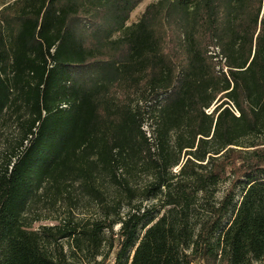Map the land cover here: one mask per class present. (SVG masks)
Segmentation results:
<instances>
[{
	"label": "trees",
	"instance_id": "trees-1",
	"mask_svg": "<svg viewBox=\"0 0 264 264\" xmlns=\"http://www.w3.org/2000/svg\"><path fill=\"white\" fill-rule=\"evenodd\" d=\"M142 1L0 0V264H264V0Z\"/></svg>",
	"mask_w": 264,
	"mask_h": 264
},
{
	"label": "rangeland",
	"instance_id": "rangeland-1",
	"mask_svg": "<svg viewBox=\"0 0 264 264\" xmlns=\"http://www.w3.org/2000/svg\"><path fill=\"white\" fill-rule=\"evenodd\" d=\"M157 0H143L138 7L132 12L128 25L137 22L146 7L156 2ZM118 37L119 35L116 34ZM214 108L212 107L211 111ZM19 110L16 108L9 109L6 113L3 121L0 125V165L4 163V160L11 150L12 146L15 145L16 140L19 138L20 126L18 122ZM229 183H224L221 185V192L219 196H222ZM241 191L238 193L237 201L241 197ZM73 208L67 201H60L55 205H51L45 199H42L37 204H35L32 210L28 213L29 222L32 223V229H38L42 225H53L58 223V220L64 216V212ZM73 212L78 217H91L96 216L97 206L94 203H89L86 199H83L80 204H77ZM40 218V219H37ZM118 227H116L117 229ZM115 254H113L107 264H113Z\"/></svg>",
	"mask_w": 264,
	"mask_h": 264
}]
</instances>
